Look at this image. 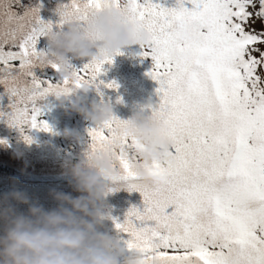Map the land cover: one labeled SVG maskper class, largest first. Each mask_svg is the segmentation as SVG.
Wrapping results in <instances>:
<instances>
[{
	"label": "snow or ice",
	"instance_id": "obj_1",
	"mask_svg": "<svg viewBox=\"0 0 264 264\" xmlns=\"http://www.w3.org/2000/svg\"><path fill=\"white\" fill-rule=\"evenodd\" d=\"M256 2L177 0L166 7L159 0H69L59 6L61 28L69 19L84 27L115 6L152 37L150 46H141L153 61L147 75L159 85L151 115L167 126L174 150L147 167L166 179L137 175L135 168L145 165L137 140L123 132L128 121L114 115L89 129L88 153L110 145L120 168L117 187L109 191L123 182L143 196L142 207H131L115 223L129 236V252L155 253L158 264H264V51L256 47L264 32L246 31L253 15L264 18V0L257 12L249 11ZM19 4L0 0V85L12 100L0 119L31 143V130L52 131L41 118V101L85 86L118 88L99 77L123 52L74 67L73 80L44 79L37 68L50 65L60 73L58 64L41 62L37 49L53 26L39 8L14 10Z\"/></svg>",
	"mask_w": 264,
	"mask_h": 264
},
{
	"label": "clouds",
	"instance_id": "obj_2",
	"mask_svg": "<svg viewBox=\"0 0 264 264\" xmlns=\"http://www.w3.org/2000/svg\"><path fill=\"white\" fill-rule=\"evenodd\" d=\"M120 3L123 5L126 0ZM45 37L49 46L43 51L41 62L58 64L60 75L69 80L75 79L72 59L103 60L133 45L148 47L152 39L139 22L126 19L115 6L92 16L84 27L69 19L60 30L50 28ZM77 90L84 95L71 101V110L96 126L114 116L109 104L88 105L84 97L90 87L73 93ZM66 101L70 97L62 96L60 105ZM154 107L151 102L141 105L123 132L135 137L139 144L137 151L145 165L135 168L139 178L163 182L166 177L153 174L147 165L166 160L174 148L166 137L167 126L146 115V110L152 112ZM132 159L134 162L135 155ZM67 176L80 195L52 190L50 195L57 202L53 209H47L18 187L0 197V264H158L153 258L155 253L129 252L113 235L100 230L110 218L105 198L120 176L110 145L70 163ZM20 205L27 206V211H21Z\"/></svg>",
	"mask_w": 264,
	"mask_h": 264
},
{
	"label": "trees",
	"instance_id": "obj_3",
	"mask_svg": "<svg viewBox=\"0 0 264 264\" xmlns=\"http://www.w3.org/2000/svg\"><path fill=\"white\" fill-rule=\"evenodd\" d=\"M69 2V1H68ZM64 2L61 4H67ZM166 7H175L177 0H161ZM37 6L36 2L27 0L20 8L14 6V10L23 13L25 10L39 8L40 18L46 23H51L53 30H60L61 16L58 8L61 5ZM191 7V5H188ZM20 9V10H19ZM64 27V25H63ZM45 51L47 48L41 45L37 48ZM144 49L140 45H133L123 50L122 55H116L114 62L104 65L105 72L99 77L104 84L115 82L118 88H108L100 86L99 91L95 87H90V91L84 97L90 104H109L114 114L128 115L132 117L135 112L141 110V105L149 103L152 96L151 90L155 87L154 81L148 72L153 67L152 58L143 56ZM89 60H79L81 66ZM37 74L44 79L62 80L60 73L53 67L37 68ZM102 93V95H101ZM77 95H84L77 90L69 95L71 104ZM62 97L50 95L46 100L41 101L44 108L53 106ZM9 99L5 89L0 85V110L10 111ZM66 113L71 112V105L66 107ZM28 133L26 129L25 134ZM32 142L25 141L24 134L16 128L10 126L6 120L0 119V197L7 193L8 189L21 188L27 191L33 198H36L47 209L57 207V202L50 195L52 190L66 193L69 186L67 176L70 163H76L85 158L90 151L89 141L78 135H71L74 139V147L70 152L58 148L52 139H49V132L31 130ZM73 142V141H72ZM65 161V162H63ZM121 182H119L120 184ZM114 185V184H113ZM121 189L108 192V198L113 202ZM122 193V192H121ZM21 211H27V206L20 205Z\"/></svg>",
	"mask_w": 264,
	"mask_h": 264
},
{
	"label": "rangeland",
	"instance_id": "obj_4",
	"mask_svg": "<svg viewBox=\"0 0 264 264\" xmlns=\"http://www.w3.org/2000/svg\"><path fill=\"white\" fill-rule=\"evenodd\" d=\"M27 0H20L19 8L24 5V2ZM36 2L37 6H45V5H59L64 2H68L69 0H30ZM161 1V0H159ZM20 10V9H19ZM259 10V0L256 2V8H249L250 12H257ZM264 18H258L255 15H253L248 24L246 25V31L254 32L255 34H260L263 32L261 21ZM41 45L48 48V40L45 36L41 37L39 39V42L37 44V48H39ZM256 47H258L261 51H264V43L257 44ZM256 55H259V53H255ZM71 63L74 67L80 68L82 67L79 63V59H72ZM60 81V80H56ZM155 88L151 90V97L148 99L149 102H151L153 105H158L159 103V95L157 93V88L159 87L157 82H154L152 84ZM88 105L91 106L90 100L87 101ZM71 104L65 103L64 106L60 105V101H58L57 104L53 106H46L44 108V116H42V119H45L48 124L51 126L52 131L49 132V139H52L56 146L63 151L70 152V150L74 147V139L69 135L71 133L72 135H78L79 139L81 138L89 141V144L91 142L90 136H89V129L96 127V125L92 124L90 121L85 119L83 115L80 113L71 110L70 113H66V107ZM151 110H146V115H151ZM121 120L128 121L132 117H129L128 115H122L116 113L114 114ZM73 141V142H72ZM65 162V161H63ZM69 184L66 193L71 194L74 197H78L80 195L79 192H76L69 181L67 182ZM119 190L121 189V192H117L116 196H118L114 201L112 202L108 195L106 196L105 200L107 203V212L109 214V219L105 222V225L103 228H101V231H106L113 235L114 239L117 240V242L124 247L127 250V246L125 244V241L129 239L128 234L122 233L115 227L116 221L123 222V220L126 218L128 210L133 207H142L143 204V196L139 191H129L126 187L123 186V182L119 184ZM113 187H117V185H113ZM12 189H8L7 193L10 192ZM113 192V191H110Z\"/></svg>",
	"mask_w": 264,
	"mask_h": 264
}]
</instances>
